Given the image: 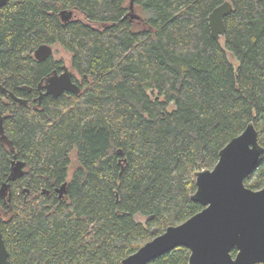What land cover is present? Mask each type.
Returning <instances> with one entry per match:
<instances>
[{"label":"trees","instance_id":"1","mask_svg":"<svg viewBox=\"0 0 264 264\" xmlns=\"http://www.w3.org/2000/svg\"><path fill=\"white\" fill-rule=\"evenodd\" d=\"M224 1L133 0L142 12L133 21L122 18L129 0L0 7L7 264H119L202 209L190 198L194 172L212 168L249 121L264 148V0H228L225 33L215 39L208 15ZM62 10L82 16L64 22ZM41 44L71 54L77 93L38 102L39 82L61 64L52 56L37 61ZM14 154L25 165L9 181ZM245 185H264V151ZM188 257L178 246L146 264H188Z\"/></svg>","mask_w":264,"mask_h":264},{"label":"water","instance_id":"2","mask_svg":"<svg viewBox=\"0 0 264 264\" xmlns=\"http://www.w3.org/2000/svg\"><path fill=\"white\" fill-rule=\"evenodd\" d=\"M8 0H0V7ZM232 10L231 2L225 0L208 15L210 35L220 39L225 33L224 16ZM62 21L73 17V10L59 12ZM140 19L134 12L133 0L129 11L122 18ZM52 53L48 44L39 45L33 52L38 61ZM42 82H44L42 84ZM40 83L38 100L45 95L57 97L64 91L77 93L79 86L72 80V73L63 66L61 73L54 71ZM5 91V90H3ZM14 100L22 99L13 93ZM0 140L8 143L3 134L0 113ZM264 148L258 142V134L252 121L244 130L231 138L218 152V160L212 168L194 172L196 190L190 198L202 205V209L176 225L144 242L135 252L122 258L119 264H146L159 255L184 246L189 250L188 264H256L264 263V185L251 189L245 180L256 166ZM24 162L13 155L7 180L12 181L23 174ZM66 183L56 191L64 192ZM10 184L4 181L0 197L10 200ZM44 192V190H43ZM236 253L232 255V250ZM7 249L0 232V264H7Z\"/></svg>","mask_w":264,"mask_h":264},{"label":"rangeland","instance_id":"3","mask_svg":"<svg viewBox=\"0 0 264 264\" xmlns=\"http://www.w3.org/2000/svg\"><path fill=\"white\" fill-rule=\"evenodd\" d=\"M134 11L136 14H138L139 16L142 15V12L139 10V8L137 6H134ZM74 17H81L82 15L80 13H77L76 11H74ZM220 42L223 44V39L220 40ZM52 47V56L55 59L61 60L62 63L70 68V53L67 52L66 50H64L60 45L58 44H54L51 46ZM228 57L230 59V61L234 64H236V61L234 60V58L231 56V54H228ZM71 69V68H70ZM70 71H72L74 74L75 72L71 69ZM76 75V74H75ZM71 158H72V164H75V153L71 154ZM2 211V208H0V212ZM137 220L140 221H144L145 219L141 216V215H137L136 216Z\"/></svg>","mask_w":264,"mask_h":264},{"label":"flooded vegetation","instance_id":"4","mask_svg":"<svg viewBox=\"0 0 264 264\" xmlns=\"http://www.w3.org/2000/svg\"><path fill=\"white\" fill-rule=\"evenodd\" d=\"M134 4H133V8H134ZM135 12V11H134ZM129 19H131L132 21L133 20H138V19H135V18H130V17H128ZM50 46H52V45H50ZM68 52V51H67ZM71 55V54H70ZM50 56H52V53L50 54ZM53 57V56H52ZM54 58V57H53ZM55 59V58H54ZM55 60H57L58 62L60 61L61 62V64L59 65V69H56V68H54V69H52L50 72H49V74L48 75H51L54 71H56V73H61L62 71H63V66L64 67H66L63 63H62V61L61 60H58V59H55ZM38 61V60H37ZM68 68V67H67ZM70 68H71V65H70ZM70 68H68V70L70 71L71 69ZM71 73H72V80H73V77H74V73L72 72V71H70ZM47 75V76H48ZM46 76V77H47ZM45 77V78H46ZM42 81H44V79H42L40 82H39V84H38V90H39V93H40V91H44V89H42V84L44 83V82H42ZM42 82V84H41V89H39V86H40V83ZM39 95V94H38ZM37 99H38V97H37ZM38 102H40L39 100H38ZM39 104V103H38Z\"/></svg>","mask_w":264,"mask_h":264}]
</instances>
